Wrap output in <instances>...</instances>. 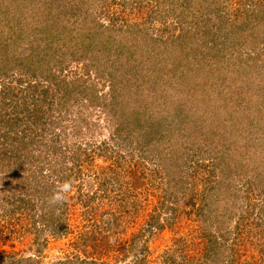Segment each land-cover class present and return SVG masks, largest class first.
<instances>
[{"label":"rangeland","instance_id":"1","mask_svg":"<svg viewBox=\"0 0 264 264\" xmlns=\"http://www.w3.org/2000/svg\"><path fill=\"white\" fill-rule=\"evenodd\" d=\"M130 1L132 9L123 5V0H87L84 6L71 9L76 23L62 20L56 33L63 37L52 40L48 46L53 53L59 49L53 56L61 64H56L57 69L48 58L44 63V77H50L52 67L51 73L56 75L55 79L41 80L49 87L46 93L32 94L27 90L30 76H40L37 69L30 71L28 77L27 65H1L0 71L15 74L5 81L15 93L9 98L19 104L10 106L5 102L7 108L0 113L9 116L12 112L22 118L20 132L26 130L23 141L44 129V136L54 137L53 146L58 149L47 159L57 174L49 177L51 170L47 165L42 168V175L37 170L28 174L22 171L20 179L10 181L17 185L37 184V179L41 183L45 180L42 177L48 176L47 184L56 183L61 192L64 189L59 177L63 167L72 164V154L80 156L76 149H66L65 143L70 147L79 143L82 149L89 147L85 152L92 157L93 168L82 166L70 194L85 193L86 177L94 175L97 195L101 197L97 196L94 203L99 209L89 212L83 202L71 199L64 191L58 195L59 203L49 186L46 198L34 201L36 210L22 207L11 215L7 209L11 210L15 200L18 202L17 194L23 195L22 185L13 193H4L10 188L0 185V264H29L24 260L31 257L37 264H136L141 256L144 260L140 264H264V209L261 214L258 206L247 215L250 212L247 204L251 201L262 199L264 208V62L256 63L260 66L258 70L250 65L242 78L235 72L240 61L251 64V58L262 52L264 44L255 50L243 44L235 58L225 56L223 62L215 64L218 72L212 74L196 68L197 59L190 60L191 50L197 44L190 39L187 21L177 23L176 15L171 14L161 17L155 0ZM219 2L224 5L220 14L224 18L240 2H246L247 13L240 18L238 15L235 21L224 19L226 28L233 29V25L238 28L249 17L255 23L253 35L258 39L264 35L260 22L264 21V8H258L254 0ZM18 5L17 11L13 6L5 8L16 15L31 16L25 1ZM191 6L197 10L201 4L192 0ZM102 11L103 17L99 16ZM106 13L108 16L104 17ZM208 15L217 21L212 11ZM25 16L16 18L26 26L33 19ZM93 19L105 27L114 26L109 29L115 33L116 40L111 41L115 45L108 52L105 47H92L84 59H79L80 47L75 50L71 44L80 38L79 34L93 27ZM75 27H79L74 32L78 36L71 33ZM50 32L40 29L36 35L48 38V44L54 35L50 36ZM18 35V42L10 46L15 50L14 60H21L24 52L28 53V32ZM73 36L74 40L70 39ZM116 46L123 49L125 56L108 55ZM45 52L48 56L46 49ZM128 64L132 68L129 75ZM254 75L258 77L252 78ZM119 77L128 85L120 88L112 101L109 83L112 79L118 82ZM17 78L23 82L18 83ZM63 79L70 85L76 82L72 91L83 89L90 101L77 104L70 99L66 109L59 105L57 96L65 93L59 90L64 87L69 90L61 82ZM79 82L85 85L77 87ZM245 88L247 91L242 90ZM256 106L259 107L255 109ZM119 124L123 129L115 134ZM61 126L67 127L65 138L58 133ZM102 141L106 145L97 148ZM59 155L64 159H57ZM127 155L142 161L137 172L148 176L137 192V209L131 212L126 211L127 205H122L121 190H114L111 184L112 180L116 182L117 175L120 182L126 181L121 164L130 163ZM0 178L7 179L3 171ZM120 185L125 188L123 183ZM7 195V199L12 196L8 203L4 199ZM57 207L55 215L62 233L55 239L42 229L38 214L40 209L50 214ZM61 211L63 215L59 216ZM151 217L166 225L160 232L153 230L152 235L148 229ZM110 218L112 224L108 225ZM119 244H125L123 251L119 250Z\"/></svg>","mask_w":264,"mask_h":264},{"label":"trees","instance_id":"2","mask_svg":"<svg viewBox=\"0 0 264 264\" xmlns=\"http://www.w3.org/2000/svg\"><path fill=\"white\" fill-rule=\"evenodd\" d=\"M24 1H25V5H28V10H29L28 13L31 16H28L27 13H26L27 17L25 16V13L17 14V15L15 13V11H17V9L20 8L19 7L20 5L18 4ZM86 1L87 0H78V1L58 0V3H57V0H1L0 3L4 2V4H0V6H3V8H0V11L3 10V12H0V31L1 30L4 31L6 27H8V30L3 32L5 34L0 32V69H2L1 65H7V64L8 66L9 65H20L21 67H24L27 65L28 77L30 76V74H32L30 73V71L37 69L38 73H40V76L36 77L35 74H32L30 76L32 80H29V83L26 84V87H28L27 90L31 91L32 94H35L36 92L38 94L46 93L47 91L45 90H49V87L48 88L45 87L43 84V81L41 80L42 79L50 80V78L55 79L56 75L53 76V74L51 73V69L53 68L52 67L50 71L48 72L50 77L48 78L44 77V73H43V70L45 67L44 63L47 61V58H48L49 61H52L53 65L55 64L54 65L55 67L57 66L56 64H61L53 56L57 54L56 52L59 53V49L55 53H53L50 51L51 49L48 46L52 43V40L63 37L62 35H59L58 33H56V28L57 26L60 25L62 20L68 19V21H72L73 24L76 23L74 21L75 18H73L75 17L74 15L75 12L73 13V10L71 9L74 7L78 8L80 6H84L85 4L83 3ZM137 1H143V0H137ZM198 1L201 4L200 8L199 9L197 8V10L196 9L193 10L194 7L191 6L192 0H155V4L157 8L162 11L160 12L161 17L164 18V16H168L169 14L176 15V18L178 19L177 23H181L182 21L184 22L187 21L186 23L189 24L187 26L189 27L188 32L190 34V39L192 40L194 44H197L196 49L198 50V51H196V49L191 50L192 55L190 56L191 62L197 59L196 68L200 67L203 71H206V72L211 71L213 74L215 72H218L216 71L215 64H217L219 61L223 62L222 59H224L225 56H228V57L234 56L232 58H235V56L237 55L236 52L238 53V49H241L243 47V44L244 45L249 44L250 46L248 47L252 50H255V48L259 46V44L261 43L264 44V35L260 36L261 37L260 39H258V37L253 35L252 26L255 23H254V20L252 21L251 19H249V17L245 19L246 23H242L239 26L236 24L238 28H235L236 26L234 25H233V29H229V27L228 28L225 27L226 21H224V19L229 17V18H232L233 21H235L238 15L240 18L242 17L244 13H247V10L244 6L246 2L244 3L240 2L238 7L232 10H231V3H229V8L232 12L227 13L228 17H226L224 14V16L226 17L224 18L220 16V14L223 12L222 11L223 9L221 8L223 3L218 4L220 3L219 0H198ZM209 1H211V3H209ZM254 2L256 3V6H258V8L260 9L264 8V0H254ZM56 3L58 5H56ZM122 4L126 5L128 8H131V9L133 7V3L130 0H126V1L123 0ZM6 6L15 7L14 9L15 11L10 10L9 8H5ZM211 11L215 15L214 18L217 19L216 22H214L213 19H211V17L208 15ZM103 13L104 11H102L99 14V16L103 17ZM9 15L11 16L8 17ZM22 15L25 16L27 19L31 17V19L35 20L34 23H32L33 22L32 20L30 21L29 25L27 24L25 26L20 21H17L16 16H22ZM107 16L108 14L106 13L104 17H107ZM148 17H150L149 14H148ZM72 18L73 20H71ZM211 21H213V24H211ZM260 22H262V27L264 28V24H263L264 21L260 20ZM92 24H93L92 25L93 27L90 30L88 28V31H84L82 34H79L80 38H75L76 41L71 44L72 48L75 50H77V48L80 47L79 48L80 49L79 59H84V57L87 56V54L90 52V49L92 47H97V46L99 47L101 46L102 48L105 47V48H108L106 50L108 52L110 51V49H113L115 45V42L111 43V41L115 39L114 38L115 33L114 31H112V29H109V28H113L114 26L105 27L101 23L96 22L95 19L92 20ZM247 26L249 27V30L243 29L244 27H247ZM40 29L42 30V32L48 29L51 30L50 36L52 33L54 34L51 36V39H49L48 44L46 43V40H48V38L42 35H40V37L36 35V32L40 31ZM78 29L79 27H75V29H72L71 33L75 34L74 32H77L76 30ZM12 31L14 32L13 34L11 33ZM19 32L23 36L25 35V33L28 32V38H29L28 39V53L24 52V55L21 60L20 59L14 60L12 58L14 57L15 50L12 49V47L10 46L11 44H13V42L14 43L18 42ZM76 36H78V34ZM71 38L73 39L74 36L70 37V39ZM161 44H163V42H161ZM45 49L47 50L48 56H46ZM110 54L112 55L114 54L123 55L124 54L125 56L126 53L123 51L122 48H118V46H116L113 52L109 53L108 55L110 56ZM260 56L262 58L257 60V57L259 58ZM251 59L253 62L249 65H247V62H243V61H240L238 63V68L237 70H235V72L240 78L244 76L246 69L250 65H251L250 66L251 69L256 67V70H258L260 68V66L257 65L256 63L264 62V45L262 48V52L257 54L255 58H251ZM192 66L194 68L193 64ZM127 67L129 68V73H128L129 75L132 72V68L130 64H128ZM56 68L59 69L58 67ZM61 69L63 70V68ZM15 71H18L19 73L21 72L18 69H16ZM252 74H248V75L250 76ZM14 75L15 74H13V72H10L9 70L0 71V79H1L0 95H2L0 98V107H2V109H0V111H2L3 109L5 110L7 108L5 107L6 105L5 102H7V104H11L10 106H16L19 104L17 103L18 101L14 102L15 100H12L9 98L15 93H14L13 88H9L10 83L5 81L6 79ZM123 77H119L120 80H118V82H114L112 79L109 83L111 91H112L111 92L112 101L115 100L116 92H118L120 88L127 87L128 85L127 82H124L122 80ZM257 77H258L257 75H254L252 78H257ZM16 81H18V83L23 82L21 78H17ZM61 82L64 83L65 85L67 84L66 86L69 88V90L66 87H64L62 90L60 89L59 91H63V93L64 92L65 93L57 96V102L63 108L66 109L70 105V102L72 101L70 99H73L75 103L77 104L83 103V101L87 102V100H89L88 94H84L83 89L79 88L81 92L72 91L73 85L76 82H72L71 85L69 83H65L66 81L64 79ZM61 84L59 82V85ZM76 85L77 87L78 86L82 87L85 85V82L83 83L79 82ZM257 87L258 86H256L255 88ZM242 90L247 91V88L242 89ZM57 92L58 91H56V93ZM72 92H74V94H72ZM259 97L261 98V100L263 99L261 96ZM24 99L25 98L23 97L22 101ZM258 107L259 106H256L255 109H257ZM243 108L245 109V106H243ZM12 114L13 113L11 112L9 116H5L0 113V171H3L7 177V179L0 178V185L2 187L9 186L10 188L9 192L5 190L3 191L4 193H11L12 191H14L15 188L18 189L21 187L22 184L17 185V183H14V182L13 184L10 181V179L12 178L20 179L23 176V175L22 176L20 175L22 171H25V173L28 174L30 172L36 173V170H37V172H41V175H42L41 170L47 165L50 167V170H51L52 165H50V161H48L47 159L50 158V153H52L53 150L58 151V149L53 146V142L55 141V138L50 137L47 139V137L44 136V131H45L44 129H42V131L40 132H36L34 135L28 136V140L23 141V135L26 134V130H22L24 131L23 133L20 132V124H21L22 118H19L18 114H15V115H12ZM242 115L245 117V113H242ZM70 127H74L75 129L77 128L76 125H72ZM66 128H67L66 126H61L60 131L58 132L59 135L64 134V138H65V135H67L65 134ZM28 129H29V126H28ZM75 129H73L72 133H75ZM122 129H123L122 125L119 124L114 129V133L120 134ZM52 135H55V134H52ZM162 141L164 142V140ZM106 143L107 142L102 141L98 143L96 147L100 148L106 145ZM75 144L76 145L74 147H70L68 143H65V145H68L66 146V149L67 148L76 149V152H80V156L78 153L72 154V159H71L72 164H69V166L67 167L66 166L63 167L62 173L59 177L61 185L63 186L62 188L64 189L62 191H64L65 194H68L71 199H75V201H77L78 199L80 202H83L84 206L86 208L88 207L87 209L89 212L93 210L97 211L99 209L98 204L94 206V203L96 202L95 199H97L98 191H97V188L95 187L97 179L96 178L94 179L95 177L94 175H93V178L88 177V176L86 177L85 184H84V187L86 190L85 193L70 194L71 190L69 189L72 188L73 181L77 180L76 179L77 174L81 173L82 166L86 167L87 169L93 168L92 157H90V155L87 152H85L89 147L87 146L85 149H82L83 147H81L79 143H75ZM139 148L142 149L143 147L140 146ZM189 148L190 146L188 147V150ZM156 149H154V151H156ZM186 149L187 148H185L184 150L188 151ZM54 152L56 153V151ZM104 152H105L104 155L108 153L106 150ZM59 157H61L62 160L64 159L63 156H60V155L57 157V159H59ZM126 159H127V162H130V163L121 164L125 172L126 181L123 180L124 182H120L119 177L117 175L116 182H113L112 180L111 184L113 185L112 188L114 190L116 189L121 190V192L119 193L121 194L122 201L124 203L122 205L124 206L127 205L128 209L126 211L131 212L137 209L135 198L138 196L137 192L141 190V187H140L142 185L141 183L144 182L145 177H148V176H145L146 175L145 172H142V171L139 173L137 172V170H140L142 161H139L138 158L134 159L132 155H127ZM54 160H56V158ZM41 163L42 165H40ZM54 163H56L57 165V161H55ZM64 163L65 161L63 162V164ZM83 171L85 170L83 169ZM154 171L158 172V170L156 169ZM52 173L57 174L58 172H56V169L51 170L49 172V177H52L53 175ZM43 175L45 174L43 173ZM47 177L48 176L42 177V178H45V180H43L42 182L44 183V181H46L44 184L42 182L41 184L38 179L36 180L37 184H35V182L33 184L28 183V185L23 184L24 186L22 185V189H21L22 190L21 192L23 193V195H21V193L16 195L18 202H16L15 200L14 204L10 206L11 210L9 208L7 209V213L14 215L12 214L14 213V210L17 208L20 210L22 207L26 209L30 208V211L36 210L37 204L34 203V201L38 203L37 200L39 197L46 198V195H47L46 189L49 188L50 186L47 184V181L49 180V179H46ZM120 183H123V187H125L124 189H122ZM57 187L58 186H56V183H54L50 186V190L51 191L53 190V196L55 200L59 201L60 203V199L58 198V195L62 191L60 192V190ZM7 197L8 195L5 196L4 198L6 199L5 200L6 203H8L9 200L12 201V196L9 197L8 199ZM98 197H101V196H98ZM261 200L260 201L254 200L255 202L251 201L247 204V207H248L247 211H250V212H247V215H250L255 210H257L256 208L258 206L259 208L257 211L260 212L261 214L263 213L261 212L264 209L262 205L263 202H261ZM58 207L52 210L50 214L48 213L49 211L44 212L43 210L40 209L39 214H38V220L42 224V227H43L42 229L47 230L49 232V235L55 239L61 237V233H62V231H60L58 216L55 215L57 213L56 211L58 210ZM61 213L62 214H59V216L63 215V211H61ZM85 213H88V212H85ZM112 219L113 218L107 219L108 225L112 224L111 222ZM148 225H149L148 229L150 230L151 235H152L153 230L160 232L166 226L165 224L157 222V220L154 219V217H151V221H149ZM124 246L125 244H122V245L119 244V247H118L119 250L123 251L125 249ZM39 251L40 252L42 251L41 246H39ZM143 260H144V256L143 257L141 256L140 259L136 261L141 262ZM24 261L28 262L29 264L38 263L37 261L34 260L33 257L25 259ZM138 262L136 264H140ZM20 263L21 262H16L15 264H20ZM93 264H96V262H94ZM100 264H104V263H100Z\"/></svg>","mask_w":264,"mask_h":264}]
</instances>
